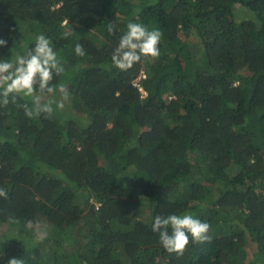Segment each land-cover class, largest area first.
Returning <instances> with one entry per match:
<instances>
[{"label": "trees", "instance_id": "trees-1", "mask_svg": "<svg viewBox=\"0 0 264 264\" xmlns=\"http://www.w3.org/2000/svg\"><path fill=\"white\" fill-rule=\"evenodd\" d=\"M129 22L160 55L121 71ZM40 34L70 100L0 107V264H264V0H0V59ZM185 213L211 240L177 256L152 224Z\"/></svg>", "mask_w": 264, "mask_h": 264}, {"label": "clouds", "instance_id": "clouds-1", "mask_svg": "<svg viewBox=\"0 0 264 264\" xmlns=\"http://www.w3.org/2000/svg\"><path fill=\"white\" fill-rule=\"evenodd\" d=\"M107 30L115 34V23H109ZM62 35L67 38L70 33L64 32ZM162 35L159 29H149L141 23L129 22L127 31L112 52L113 65L121 71H127L142 58H158ZM7 45L8 41L0 38V47ZM74 51L77 56L85 55L84 46L80 43L75 45ZM14 55L12 60L0 59V107L15 104L23 108L24 114L31 119L41 115L52 118L57 110L63 111L66 102L70 100V94L63 82L58 85L52 83L54 77L65 72V68L58 61L50 39L40 34L36 37L34 47ZM57 93L59 98H56ZM20 99H30L31 106L18 103ZM0 197L7 198L4 188H0ZM13 219L9 217L10 222ZM152 229L158 233L165 251L177 256L184 254L190 242L202 244L211 240V225L188 213L169 214L166 217L157 215ZM8 264H24V260L13 257L8 260Z\"/></svg>", "mask_w": 264, "mask_h": 264}, {"label": "rangeland", "instance_id": "rangeland-1", "mask_svg": "<svg viewBox=\"0 0 264 264\" xmlns=\"http://www.w3.org/2000/svg\"><path fill=\"white\" fill-rule=\"evenodd\" d=\"M251 12V13H250ZM249 13H247V14H245V16L246 15H250V14H252V11H250ZM27 36H29V34H26ZM84 40H86L87 42H89V47H90V49H94L96 46V42H95V39H88V38H83ZM66 85V84H65ZM58 94V93H57ZM58 98H59V94H58V96H57ZM253 260H254V258H253ZM255 261V260H254ZM257 264H262V261H255ZM259 262V263H258Z\"/></svg>", "mask_w": 264, "mask_h": 264}, {"label": "built area", "instance_id": "built-area-1", "mask_svg": "<svg viewBox=\"0 0 264 264\" xmlns=\"http://www.w3.org/2000/svg\"><path fill=\"white\" fill-rule=\"evenodd\" d=\"M142 77H145V73L144 72H141V74L134 80L135 81V84L139 86V89L146 94V91L144 90V88L142 87V85L140 84V79Z\"/></svg>", "mask_w": 264, "mask_h": 264}]
</instances>
